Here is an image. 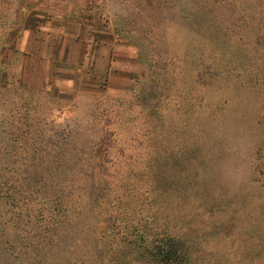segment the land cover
<instances>
[{
    "label": "rangeland",
    "instance_id": "374dc122",
    "mask_svg": "<svg viewBox=\"0 0 264 264\" xmlns=\"http://www.w3.org/2000/svg\"><path fill=\"white\" fill-rule=\"evenodd\" d=\"M25 1L44 2L51 13L30 12ZM231 10L211 14L187 4L169 6L168 0H0V264H160L142 260L147 242L130 243L144 224L161 226L157 236L179 237L183 251H209L205 234L217 227L205 224L234 218L238 203L247 202L264 220V117L257 116H264V89H231L226 102L201 114L143 111L169 100L155 102L166 84L176 95L170 102L179 103L182 86L173 68L152 67L154 43L122 29L131 20L138 35L164 30L179 36L180 26L201 31L206 21L228 18ZM34 14L43 19L34 20ZM118 105L125 110L122 119ZM243 118L252 123L248 129ZM236 128L245 134L234 133ZM153 132L170 137L150 143L159 150L145 147V134ZM163 143L178 151L177 165L186 153L212 175L205 182L199 172L174 179L180 186L192 181L176 191L190 205L181 220L185 210L176 201L167 202L172 208L157 207V197H165L158 187L168 186L150 180L153 156L162 170H176L162 153ZM218 156L224 159L214 160ZM202 201L213 214L206 207L198 213ZM140 207L154 214L152 225L137 212ZM165 223L173 229L163 230ZM234 226L244 229L241 221ZM221 229H227L219 237L227 264H264L257 254L258 248L264 252V239L258 243L229 225ZM148 234L153 241L156 235Z\"/></svg>",
    "mask_w": 264,
    "mask_h": 264
},
{
    "label": "trees",
    "instance_id": "16d2710c",
    "mask_svg": "<svg viewBox=\"0 0 264 264\" xmlns=\"http://www.w3.org/2000/svg\"><path fill=\"white\" fill-rule=\"evenodd\" d=\"M25 3L30 5L35 2L25 1ZM161 3L165 4L164 2ZM168 4L169 6L179 8L187 4L190 5L193 11L201 10V12L211 14L219 11V14H221L224 10L227 12L232 9L228 17L231 19L226 18L225 15H220L206 21L207 25L205 24L204 28L197 32L187 31V29L184 30V27L180 26L183 35L170 37L164 33V30L157 31L153 36L147 35V32L141 36L138 35L139 31L136 29V26L131 24L130 19H128L130 22L125 21L123 23L124 26L122 29L125 33H134L135 35L130 36L135 37L136 40L139 41L145 38L150 43L155 44L153 54L157 59L154 63L152 62V67L157 64V68L163 72L171 71L173 68L171 74L175 81L181 84L183 90L179 95L181 101L173 104L170 102V99H175V92L169 90L171 88L170 84H166L165 86L169 88L164 91V93L163 90L159 91L160 94L158 98L155 99V102L162 99L165 101L169 100L164 102L162 106L156 104L144 106L142 108L144 109L143 111H150V113L157 114V112H162L163 108V111H165L163 113L168 115L175 109H183V113H188L193 110L196 114H201V112H204L206 109L210 111L217 109V102L219 101L226 102L227 99L225 96H227L228 91L231 89L232 91L239 87H248L256 90L259 88L264 89V0H168ZM176 27L178 28V25ZM174 31H176V29H174ZM254 35L258 36L253 37ZM201 39L203 40L200 41ZM250 48L255 49L257 59L252 55V50H249ZM184 61L185 64L183 63ZM173 64H175L176 68H174L175 66H173ZM239 77H243L244 80H238ZM138 84L139 82H137V85ZM190 103H192L193 106H191ZM118 108L117 116L122 119L125 112L124 107L121 108V106L118 105ZM257 116L258 118L264 117L263 114H258ZM106 117H108V114L104 118L105 121L108 120ZM240 123L241 125L245 124L244 126L247 125V129L250 127L249 125L252 126L250 120L246 118H243ZM155 127L156 125H154V128ZM233 132L236 134L240 133V135L245 134V131L238 128L233 130ZM145 137H148L145 142V147L152 145L156 150H159L160 147L158 148L156 143H150L156 142V140L159 139L170 140V137L167 136V138H163L160 134L154 132L151 134L146 133ZM170 146V143H163L161 146L163 149L161 150L165 157L172 160L171 164L176 170H162L158 165V159L153 156L151 162L154 167L150 169V172H152L150 180L154 183L155 181L164 182V184L168 186V189L164 186L158 187L159 189H157V191L165 197H157V207L164 210L165 206L172 208L167 202L176 201L178 203L177 208L180 211L185 210V212H179L178 214L181 220L188 216L185 208L186 206L190 207V205L185 193L182 191L177 193L176 191L182 186L190 188V186H192V181L180 186L178 181L174 179L181 174L183 175V173L190 174L192 172H199L202 174L201 181L205 182L207 181V177L210 178L212 175L210 170L206 169V167L202 166L200 163L201 168L198 169L194 165V163H196L194 162L195 160H193L190 155L187 156L186 153L181 155L182 157L179 158L180 160H177V165L175 154H178V151H172ZM220 152L224 151H216V154L220 155ZM207 153L208 151H202L204 158L207 162H210L211 158H207ZM227 156L228 153H226L225 159ZM221 158L222 157L218 156L214 160L221 161L224 159ZM179 162L182 163L181 168H179ZM182 180H184V177H182L180 181L182 182ZM147 191H151V189L147 188ZM195 192L197 193V191ZM10 196L12 197L13 195ZM59 202L60 201L56 203ZM221 202H224L223 205H230L226 203L227 201L225 200ZM238 205L240 208H238L237 215H235L234 218L230 219L224 216L222 220L214 219L211 221L213 223L205 224V226L210 224V226L217 227L215 231H206L205 235L207 236V241L212 244V249L209 251L206 249L190 251L188 247L186 251H183L180 248V238L175 237L176 235L168 237V239L163 238L162 235L157 236V234H160V231L157 230H161V226L159 228L155 226L153 222L156 220V217L150 212V209L144 207L137 208V212L142 215L146 214L148 223L150 225L153 223L156 230L153 225L147 227V225L144 224L141 227L142 231L135 233V241H131L130 243L143 247L147 242L146 247L148 250H146V254L143 255L144 257L139 255L143 258L142 260L146 262L148 261L147 257H151L160 264H227L221 253V241L219 238L227 234L225 231L227 229H221L222 226L226 228V226L229 225V227L233 228V230L237 231L240 235L258 241V243L264 239V231L260 230L261 227L264 228V220L259 217V213L254 209L251 211V207L247 202H243V205L242 203H238ZM205 207L209 210L210 215L213 214V209L210 208L209 203L207 204L202 201L198 203L195 208L200 214V210L205 209ZM174 214H176V212H174ZM231 220L235 221L230 223ZM239 221L244 225V229L239 230L235 228L234 224ZM205 222L207 221H203V223ZM162 228H165L163 230L171 231L173 225L165 223V226ZM131 229L135 230L134 228ZM148 233L156 235L153 241H148ZM259 251L264 256L263 249L258 248L257 254L260 255Z\"/></svg>",
    "mask_w": 264,
    "mask_h": 264
},
{
    "label": "crops",
    "instance_id": "0c3cea01",
    "mask_svg": "<svg viewBox=\"0 0 264 264\" xmlns=\"http://www.w3.org/2000/svg\"><path fill=\"white\" fill-rule=\"evenodd\" d=\"M42 1V0H41ZM45 1H48V0H45ZM44 2H35V3H32V4H30V5H28V4H22L23 5V7H25V8H27V9H29L30 10V12H34V13H44V14H46V13H48V12H50L49 11V9H46L45 7H44ZM51 13V12H50ZM33 17H34V20H37V19H43L41 16H38V15H33ZM43 17H45V15H43ZM44 24V23H43ZM23 29L24 30H26V31H34L35 30V28H29V27H26V26H24L23 27ZM54 28L52 27V26H47V30L49 31V30H53ZM29 31V32H30ZM38 31V30H37ZM54 32H56V31H54ZM21 34L22 33H20V36H21ZM33 35H35L34 34V32L32 33V38L33 39H35L36 40V37H33ZM21 38V37H20ZM94 42H95V38H94V40H93ZM16 42H17V39H16ZM91 43V42H90Z\"/></svg>",
    "mask_w": 264,
    "mask_h": 264
}]
</instances>
